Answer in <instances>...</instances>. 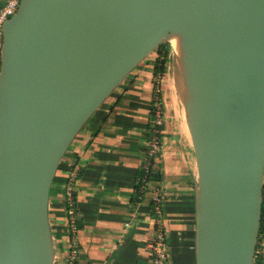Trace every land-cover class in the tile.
Instances as JSON below:
<instances>
[{"label": "water", "instance_id": "1", "mask_svg": "<svg viewBox=\"0 0 264 264\" xmlns=\"http://www.w3.org/2000/svg\"><path fill=\"white\" fill-rule=\"evenodd\" d=\"M167 44L198 165L197 264H255L264 0H22L1 55L0 264H56L49 203L62 160Z\"/></svg>", "mask_w": 264, "mask_h": 264}, {"label": "crops", "instance_id": "2", "mask_svg": "<svg viewBox=\"0 0 264 264\" xmlns=\"http://www.w3.org/2000/svg\"><path fill=\"white\" fill-rule=\"evenodd\" d=\"M6 1L0 0V10ZM158 57V53L152 54L131 73L86 124L60 164L49 203L56 264L68 263L71 228L65 192L76 166L81 169L75 187L76 264H149L154 204L151 195L142 203L133 199L149 149ZM166 76L162 82V150L152 167L160 178L151 182L164 196L167 264H197L198 165L185 119L172 99V84Z\"/></svg>", "mask_w": 264, "mask_h": 264}, {"label": "built area", "instance_id": "3", "mask_svg": "<svg viewBox=\"0 0 264 264\" xmlns=\"http://www.w3.org/2000/svg\"><path fill=\"white\" fill-rule=\"evenodd\" d=\"M22 0H7L5 6L0 10V70H1V55L4 44V24L17 14ZM171 50V49H170ZM171 59V54H169ZM170 69V68H168ZM168 71V70H167ZM165 75L155 76L154 100L152 105L153 117L151 119L152 129L150 131L149 149L146 155V163L143 164L142 170L144 172L143 179H139L140 193L146 198L151 195L153 200V211L155 214L154 220V233L153 238L148 244L150 261L149 264H167L169 261L167 229L163 221L164 210L163 201L164 196L160 189L152 186V182L147 180L154 162L159 158L162 150V134L165 123V102L162 95V82ZM80 167L76 166L72 169L67 189L65 192V201L69 214V226L71 228V244L68 253V263L76 264L77 256L79 253L78 244L75 240L77 233V218H76V202H75V187L80 176ZM263 220L261 231L258 237V244L255 254V264H264V190H263Z\"/></svg>", "mask_w": 264, "mask_h": 264}, {"label": "trees", "instance_id": "4", "mask_svg": "<svg viewBox=\"0 0 264 264\" xmlns=\"http://www.w3.org/2000/svg\"><path fill=\"white\" fill-rule=\"evenodd\" d=\"M157 53L159 54V57H158V59L155 62L156 75H159V74L165 75L167 73L168 64L170 62V58H169L170 46H169V44L160 47L157 50ZM152 117H153V113H152ZM152 117H151V119H152ZM151 129H152V126H151V123H150L148 136H147L148 140L150 139V135H151L150 131H151ZM159 176H160V174L154 172V169L152 168L150 174L147 176V180L148 181H152V180H155L156 178H158ZM143 177H144V172H143V170H141L140 171V175H139V179L141 180V179H143ZM143 199H144V195H142L140 193V185L137 184L136 190H135V198L133 200H134V202L142 203ZM75 202H76V196H75Z\"/></svg>", "mask_w": 264, "mask_h": 264}, {"label": "rangeland", "instance_id": "5", "mask_svg": "<svg viewBox=\"0 0 264 264\" xmlns=\"http://www.w3.org/2000/svg\"><path fill=\"white\" fill-rule=\"evenodd\" d=\"M157 53V52H155ZM170 54H171V50H170ZM168 71H167V80H170L169 82H171V91L170 94L172 95V99L176 102L178 109L181 111V114L183 113V106L180 102L177 90L175 88V80H174V72H173V64H172V57L170 59V62L168 64ZM182 116H184V113L182 114Z\"/></svg>", "mask_w": 264, "mask_h": 264}, {"label": "bare ground", "instance_id": "6", "mask_svg": "<svg viewBox=\"0 0 264 264\" xmlns=\"http://www.w3.org/2000/svg\"><path fill=\"white\" fill-rule=\"evenodd\" d=\"M173 45H174V48L177 49V40H176V39L173 40ZM182 114H183V113H182ZM182 117H184V116H182ZM183 120H184V119H183Z\"/></svg>", "mask_w": 264, "mask_h": 264}]
</instances>
